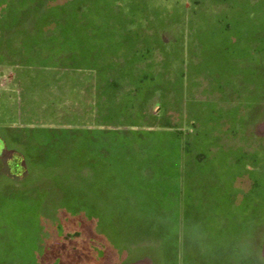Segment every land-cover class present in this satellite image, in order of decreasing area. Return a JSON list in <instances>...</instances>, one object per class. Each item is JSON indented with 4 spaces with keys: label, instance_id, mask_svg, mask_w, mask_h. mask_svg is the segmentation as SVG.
Listing matches in <instances>:
<instances>
[{
    "label": "rangeland",
    "instance_id": "374dc122",
    "mask_svg": "<svg viewBox=\"0 0 264 264\" xmlns=\"http://www.w3.org/2000/svg\"><path fill=\"white\" fill-rule=\"evenodd\" d=\"M63 30L83 41L76 60L44 70L70 84L107 78L92 116L80 84L69 110L21 116L20 63L0 62V111L6 98L23 127L22 141L7 145L25 159L21 187L36 193L4 196L11 207L0 223L54 237L58 264H99L95 248L126 240V218L162 221L185 156L235 157L237 172L261 162L264 172V0H0V40L13 54L26 50L19 41L39 39L18 33ZM129 205L138 212L121 213Z\"/></svg>",
    "mask_w": 264,
    "mask_h": 264
},
{
    "label": "crops",
    "instance_id": "0c3cea01",
    "mask_svg": "<svg viewBox=\"0 0 264 264\" xmlns=\"http://www.w3.org/2000/svg\"><path fill=\"white\" fill-rule=\"evenodd\" d=\"M63 32L16 34L39 38L19 41L24 45L23 49L26 48L19 55L10 50V41L0 40V62L4 65L20 63L17 80L21 91V116H48L61 109L69 110L73 106V99L67 94L74 96L80 90L74 85L79 84L84 86L81 89L85 94L83 98L89 103L86 106L89 110L87 115H93L91 102H99L101 111L100 102L107 100V91L101 87L97 89V85L107 84V78L104 81L93 77L81 78L79 83L74 80L76 82L70 84L66 73L51 75V72L45 71L60 67L61 61L70 66L76 60V48L83 41H77L71 32L67 35L64 34L67 31ZM45 36L54 39L45 40ZM65 36L71 38L61 39ZM103 42L108 43L107 40ZM45 47L54 49L55 55L46 54ZM66 49L67 54L60 55V51ZM33 68L40 71L36 70L35 73V70H29ZM41 75L44 77L40 78ZM92 85L95 86L94 90ZM3 99L2 113L0 111V117L5 116L0 118V220L3 218L2 212L11 207L4 196L9 194L15 198H25L36 194L34 190L20 185L30 180L27 171L21 174L10 171L9 159L12 153L17 152V147H9L6 140L8 137L21 142L15 132L23 127L12 123L6 110L8 101ZM181 161L182 172L176 177L179 197L175 205L170 207L168 204L164 208L160 222L155 217L147 222L126 218L122 228L118 229L119 236L126 233V240L123 236L115 248H95L94 252L100 253L99 264H264L262 163L259 171L237 172V159L230 156H185ZM165 201L169 202V196H165ZM129 206H126V210H120L121 213L138 212L134 211L133 205ZM17 223L9 220L0 223V264H58L54 237H30L26 231L29 224L24 226L25 232H17L21 229L16 226Z\"/></svg>",
    "mask_w": 264,
    "mask_h": 264
},
{
    "label": "flooded vegetation",
    "instance_id": "af4514ba",
    "mask_svg": "<svg viewBox=\"0 0 264 264\" xmlns=\"http://www.w3.org/2000/svg\"><path fill=\"white\" fill-rule=\"evenodd\" d=\"M9 168L14 174H21L27 171L24 159L19 156L15 157L14 155H11L9 159Z\"/></svg>",
    "mask_w": 264,
    "mask_h": 264
},
{
    "label": "trees",
    "instance_id": "16d2710c",
    "mask_svg": "<svg viewBox=\"0 0 264 264\" xmlns=\"http://www.w3.org/2000/svg\"><path fill=\"white\" fill-rule=\"evenodd\" d=\"M16 155H18L20 158H22L23 157V155L22 154H20V153H15Z\"/></svg>",
    "mask_w": 264,
    "mask_h": 264
}]
</instances>
